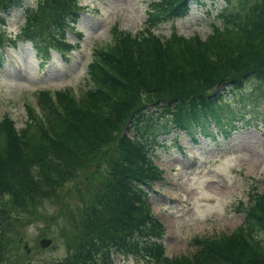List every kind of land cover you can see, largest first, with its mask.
<instances>
[{
	"label": "trees",
	"instance_id": "1",
	"mask_svg": "<svg viewBox=\"0 0 264 264\" xmlns=\"http://www.w3.org/2000/svg\"><path fill=\"white\" fill-rule=\"evenodd\" d=\"M22 1L0 0V47L6 17ZM78 1L39 0L26 7L23 40L38 49V43L45 50L68 49ZM192 2L201 1L153 0L145 29L118 32L111 46L97 51L87 66L91 85L80 96L38 90L24 126L16 127L9 115L0 121V210L16 201H58L60 187L80 178L78 196L85 206L71 212L74 250L60 264H97L94 257L101 255L104 263L98 264H113L111 251L167 264H264V190L252 194L236 233L200 241L192 255L163 260L165 249L154 239L165 230L152 213L146 186L161 177L149 154L158 137L184 132L199 143L198 133L211 139L225 129L232 134L246 118L238 115L264 103V0H240L236 11L223 9L221 26L204 41L153 33L160 21L184 16ZM237 103L244 109L236 112ZM0 221L4 264L11 249Z\"/></svg>",
	"mask_w": 264,
	"mask_h": 264
},
{
	"label": "rangeland",
	"instance_id": "2",
	"mask_svg": "<svg viewBox=\"0 0 264 264\" xmlns=\"http://www.w3.org/2000/svg\"><path fill=\"white\" fill-rule=\"evenodd\" d=\"M39 0H23L13 9L8 19L3 60L0 64V121L9 115L17 127L28 119V105L35 107L34 94L46 90L52 96L56 91L68 90L80 95L91 81L87 65L97 51L108 48L118 32L136 33L143 29L150 0H80L85 7L80 18L72 24L67 39V52L23 40L26 7L33 9ZM191 5L185 17L159 23L156 31L163 39L172 30L187 40H205L214 24H221L220 9L224 0H200ZM227 6L225 13L236 11L237 3ZM32 107V106H31ZM236 112L244 104L233 105ZM233 133L220 131L218 139L201 138L193 144L185 135L173 139L160 135L161 144L155 148L154 160L164 170V180L151 191L153 212L164 221L166 233L162 259L184 257L196 251V244L213 241L223 235L236 233L243 225L241 212L252 194L264 190V103L251 105L238 117ZM245 119H250L245 124ZM199 137V136H198ZM93 169V167H92ZM108 166H104V171ZM81 189V186H80ZM85 189V186H83ZM87 189H85L86 191ZM251 193V194H250ZM54 202H44L27 211H11L24 215L17 234L9 233L11 255L4 264H60L74 250L71 245V212L85 206L80 196ZM23 205V204H22ZM21 205V206H22ZM75 217L78 213L75 212ZM51 238L50 246L39 244L42 238ZM19 241L20 244L16 245ZM30 251L24 248V242ZM135 257L114 256L115 264H167L162 260H135Z\"/></svg>",
	"mask_w": 264,
	"mask_h": 264
},
{
	"label": "water",
	"instance_id": "3",
	"mask_svg": "<svg viewBox=\"0 0 264 264\" xmlns=\"http://www.w3.org/2000/svg\"><path fill=\"white\" fill-rule=\"evenodd\" d=\"M42 243L46 246L48 243H50V240L42 241Z\"/></svg>",
	"mask_w": 264,
	"mask_h": 264
}]
</instances>
